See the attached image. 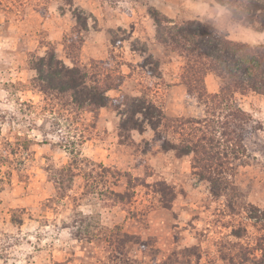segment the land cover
Segmentation results:
<instances>
[{"label": "rangeland", "instance_id": "rangeland-1", "mask_svg": "<svg viewBox=\"0 0 264 264\" xmlns=\"http://www.w3.org/2000/svg\"><path fill=\"white\" fill-rule=\"evenodd\" d=\"M75 8L88 16L87 29ZM154 15L197 20L237 42H264L263 32L235 23L214 0H0V264H163L174 254L167 264H230L228 253L245 254L242 264H264L263 95L236 97L252 120L247 157L226 175L232 196H213L194 173L193 154L164 151L151 128L119 127L124 101L135 95L163 109L175 142L191 127L181 130L176 120L206 114L188 98L183 54L156 38ZM52 47L67 63H107L109 75L100 77L114 84L107 107L81 112L34 87L31 55ZM212 76L207 88L217 92ZM129 180V199L113 200L111 191L124 193ZM161 181L174 189L171 208L158 201ZM96 223L109 230L84 240L82 226Z\"/></svg>", "mask_w": 264, "mask_h": 264}, {"label": "trees", "instance_id": "trees-1", "mask_svg": "<svg viewBox=\"0 0 264 264\" xmlns=\"http://www.w3.org/2000/svg\"><path fill=\"white\" fill-rule=\"evenodd\" d=\"M214 1L230 12L235 23L250 27L259 33L264 32V0ZM77 10L70 9L81 27L87 29L88 16ZM163 19L167 25H164ZM154 20L159 30L156 38L164 44L170 42L176 45L183 54L186 61L181 78L186 86L188 98H194L198 105L203 106L206 114L204 118H190L184 123L176 120L178 125L182 126L181 130L187 126L185 123L191 127L186 137L180 142H175L169 139L174 125L165 123L163 109L143 94L135 95L124 101L125 110L120 113L124 119L119 127L121 130L140 133L151 128L164 151L173 150L179 156L193 154L194 173L209 182L213 196H232L236 189L231 187L226 175L230 176L234 166L241 164L247 157L244 137L246 126L252 120L251 114L240 107L236 97L248 91L264 96V42L253 45L237 42L214 33L197 20L173 22L158 15H154ZM172 22L174 24L170 25ZM70 46L75 47L74 44ZM141 51L146 53V49ZM66 57L71 58L69 54ZM30 59V70L33 72L31 81L34 87L45 96L53 95L59 101L58 105L64 107L69 100L70 104L81 112H93L108 106V91L114 88V84L107 82L109 76L100 79L104 71L109 75L106 62L95 66L84 65L73 59L67 63L54 47L42 53L35 52ZM99 65L102 70L98 73ZM209 74L219 79L217 92H210L207 88L206 78ZM132 181L129 180L124 193L111 191L113 200H128L134 192ZM157 186L160 187L158 191L163 198L158 201L167 204L164 207L171 208L176 199L174 189L164 181L159 182ZM168 197L169 201H166L165 198ZM229 204L230 209L237 208L234 203ZM254 209L258 210L257 207ZM255 217L260 219L258 215ZM101 228L109 230L100 227L99 223L82 226L88 241L95 236H101L96 232ZM233 234L240 237L236 231H233ZM111 237L113 235L109 236L110 239ZM124 237L137 238L129 234H124ZM148 251L151 256L158 255L157 250ZM230 254L224 256L230 264L248 261L245 254ZM175 255L178 254L172 255L163 264L170 262Z\"/></svg>", "mask_w": 264, "mask_h": 264}, {"label": "crops", "instance_id": "crops-1", "mask_svg": "<svg viewBox=\"0 0 264 264\" xmlns=\"http://www.w3.org/2000/svg\"><path fill=\"white\" fill-rule=\"evenodd\" d=\"M263 33H264V32H263ZM208 76H209V75H208ZM208 76H207V78H206V79H208ZM212 77H213V78H215L216 76H215V77H214V76H212ZM212 77H210V79H211ZM216 78H217V77H216ZM216 78H215V79H216ZM214 86H215V85H213V87H214ZM139 227H140V226L138 225V226H136V228H135V229H138ZM138 231H139V229H138ZM141 231H142V230H140V232H136V233H137V234H141ZM84 240L88 241L87 239H84ZM159 253H160V252L158 251V256H159Z\"/></svg>", "mask_w": 264, "mask_h": 264}]
</instances>
